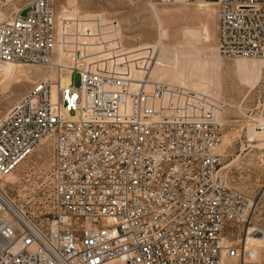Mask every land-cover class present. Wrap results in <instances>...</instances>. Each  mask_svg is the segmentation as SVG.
<instances>
[{"label": "built area", "instance_id": "built-area-1", "mask_svg": "<svg viewBox=\"0 0 264 264\" xmlns=\"http://www.w3.org/2000/svg\"><path fill=\"white\" fill-rule=\"evenodd\" d=\"M216 3L220 53L264 56V0ZM82 19L83 28L58 20L54 0H30L0 22V62L53 71L0 118V264L256 260L245 230L251 203L221 171L225 102L183 84L91 68L89 59L124 45L104 14ZM47 139L49 205L38 219L1 181ZM236 224L243 227L231 241L227 229Z\"/></svg>", "mask_w": 264, "mask_h": 264}, {"label": "rangeland", "instance_id": "rangeland-1", "mask_svg": "<svg viewBox=\"0 0 264 264\" xmlns=\"http://www.w3.org/2000/svg\"><path fill=\"white\" fill-rule=\"evenodd\" d=\"M29 1L0 3L5 20ZM209 1L211 5L206 6L198 0H54V10L58 20H76L81 28L86 23L77 20L95 13L104 14L110 20L109 26L115 25L124 48L114 55L89 59L91 68L183 84L225 102L221 171L226 184L251 202L245 230L250 227L264 233V56L243 59L221 54L218 6L216 0ZM51 75L53 71L48 67L0 62V118L35 82ZM73 81L80 85L78 74L73 75ZM51 154V141L44 140L13 172V181L2 185L38 219H43L48 210L46 174ZM242 227L236 224L227 229L231 241L237 239ZM256 247L261 251L256 260L229 258L225 264H264V241Z\"/></svg>", "mask_w": 264, "mask_h": 264}, {"label": "bare ground", "instance_id": "bare-ground-1", "mask_svg": "<svg viewBox=\"0 0 264 264\" xmlns=\"http://www.w3.org/2000/svg\"><path fill=\"white\" fill-rule=\"evenodd\" d=\"M173 1H176V0H173ZM172 1V2H173ZM179 1H187V0H179ZM199 4L200 5H211V1L209 0H198ZM216 3V2H215ZM156 4V3H155ZM217 4V3H216ZM6 19V16L4 14V12L1 10L0 8V22L4 21ZM256 58V57H255ZM243 59H253V58H243ZM12 64V63H11ZM15 66V65H14ZM14 68V67H13ZM150 72V70H149ZM41 73V72H40ZM39 73V75H40ZM148 73V72H147ZM35 75V74H34ZM149 75V74H148ZM38 76V75H37ZM135 78V77H134ZM148 78V76L146 77ZM136 80H138V78H135ZM142 79V78H141ZM66 82H71V76L69 75L68 78H66ZM8 84V83H7ZM9 86V85H8ZM262 144V143H261ZM222 145V143H221ZM263 145V144H262ZM222 149V147L220 148ZM221 151V150H220ZM13 172L11 174H9L8 176H6L2 181H1V185H4L6 184V182H12L13 181ZM233 189V188H232ZM235 190V189H234ZM251 203V202H250ZM253 230H256V228H251L250 229V233L248 235V240L249 242H253L254 244H256L257 246L260 244L261 245V242L263 243L264 241V233L258 231L257 234H253ZM252 232V233H251ZM260 247V246H259ZM256 250H257V254L259 255V253L261 252L260 249L258 247H256ZM227 261V260H226ZM227 264H231V262H226ZM236 261H233L232 264H235Z\"/></svg>", "mask_w": 264, "mask_h": 264}]
</instances>
